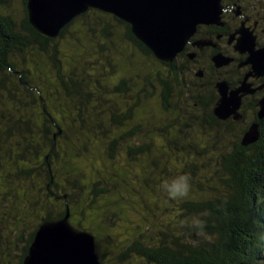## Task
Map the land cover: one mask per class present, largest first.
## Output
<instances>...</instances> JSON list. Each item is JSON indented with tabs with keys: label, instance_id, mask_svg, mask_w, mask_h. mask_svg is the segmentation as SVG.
<instances>
[{
	"label": "trees",
	"instance_id": "obj_1",
	"mask_svg": "<svg viewBox=\"0 0 264 264\" xmlns=\"http://www.w3.org/2000/svg\"><path fill=\"white\" fill-rule=\"evenodd\" d=\"M21 2L24 16L20 21L0 13V206L10 207L13 215L18 212L16 216L27 212L37 217L39 211L45 216H38L40 222L26 237V221L17 222V227L12 225L7 232L5 214H0V264H24L41 225L63 220L68 212L73 226L92 233L99 242L102 236L95 235L97 229L90 220L100 218L107 229L120 226V206L136 204L131 200V185L135 188L130 179L132 170H159L164 186L173 179L169 154L175 157L176 170L185 169L181 176L189 177L191 190L183 197H166L179 208L178 220L172 225L160 218L158 224L139 227L136 241L120 260L137 257L147 264H264V119L258 117L264 88L245 99L243 115L249 108L254 120L230 142L238 124L233 119L221 121L214 113L220 97L218 80L228 78L214 73L217 69L212 58L217 49L211 48L194 60L182 55L174 62H162L133 34L130 24L99 9H89L58 37L49 38L30 23L28 0ZM0 6L10 7V0H0ZM94 15L99 21L93 20ZM79 20L85 22L83 26ZM99 24L104 26L101 39L107 42V46L100 44V50L102 56L109 51L104 58L116 72L114 80L96 73L95 67L100 65L96 59L83 64L69 58L73 63L70 69L62 59L65 45H73V40L65 38L72 28L80 35L86 33L83 27L90 29L96 37ZM230 27H204L201 35H227L233 31ZM115 29L124 33L116 34ZM62 38L66 44L59 47ZM122 42L140 57H135L129 68H123L112 53ZM144 57L165 66L167 77L148 67L139 69ZM46 66L52 68L55 78L45 72ZM206 69L215 77L202 80L197 76ZM248 71L251 68L245 73L233 72V76L239 74L234 86L241 84ZM189 80L193 89H189ZM49 96L53 107L47 104ZM248 99L251 102L247 105ZM155 106L161 107L162 115L152 113ZM255 122L260 139L244 146L243 137ZM143 128L141 146L132 147L129 140ZM117 146L127 154L119 157ZM90 153L96 158L107 155L109 165L103 164L102 171L108 170L109 178L120 182L113 185L101 170H95V164L92 173L86 174L76 159ZM121 166L129 172L120 174ZM146 186L151 189L148 182ZM4 189L22 190L23 194H6ZM113 190L125 191L128 200L121 194L119 201L109 198ZM133 192L138 199H145Z\"/></svg>",
	"mask_w": 264,
	"mask_h": 264
},
{
	"label": "water",
	"instance_id": "obj_2",
	"mask_svg": "<svg viewBox=\"0 0 264 264\" xmlns=\"http://www.w3.org/2000/svg\"><path fill=\"white\" fill-rule=\"evenodd\" d=\"M225 0H28L30 23L42 35L56 38L74 19L89 9H99L116 16L132 26L133 34L162 62H174L185 51L201 26L225 27ZM236 16L242 10L237 7ZM246 19L232 34L237 41L235 51L248 54L247 74L241 86L232 88L227 82L217 84L220 95L214 113L221 121L237 118L247 96H255L250 78L264 77V45L247 27ZM200 49L216 47L210 39L194 42ZM194 59L196 56L191 54ZM212 61L217 69L229 66L233 59L220 52ZM202 73H199V77ZM259 119H264V96L259 102ZM260 139L259 124L253 123L243 137V145L250 146ZM24 264H102L96 253V238L70 223V213L60 221L44 223L36 233Z\"/></svg>",
	"mask_w": 264,
	"mask_h": 264
},
{
	"label": "rangeland",
	"instance_id": "obj_3",
	"mask_svg": "<svg viewBox=\"0 0 264 264\" xmlns=\"http://www.w3.org/2000/svg\"><path fill=\"white\" fill-rule=\"evenodd\" d=\"M235 1L236 0H225L224 4L225 5L233 4V3H236ZM239 1H240L239 3L244 4V0H239ZM246 1L249 2V6H247L246 8H248V10L250 11L249 12L250 14H253L254 12L258 11V8L264 7V0H246ZM10 4H11L10 7L0 6V13L4 14V15L9 14V15H11V17L14 20L20 21L22 19V17L24 16V10H23V6L21 5L22 4L21 0H10ZM237 11H238L237 7H233V10H230V12L227 13L228 14V16H227L228 21H231V20L234 21L233 17L236 16ZM94 16L95 17L93 18V20L99 21V16H97V15H94ZM78 23H80L82 25L85 22L83 20H79ZM102 27H104L103 24H99V26H98L99 30L95 34L96 37L94 36V34L91 33L90 29H86L83 27V30H85L86 33H83L80 35V33H76V31H74L72 28L70 30V33L67 34L65 38L66 39L69 38L68 39L69 41L73 40V41H71V44H73V45H71L70 47L65 45L66 41H65V39L62 38L58 42V46L60 47L62 45L61 43H63V46L65 45L67 47V50H64V48H63L65 55H63L62 59H63L65 65L67 66L68 69H70L69 65L73 64L70 62L69 58H72V62L73 61L74 62H81L83 64H89L91 61L96 59V61L98 63H100V65H97V67H95L96 73L100 74L102 72V74L103 73L105 75L107 74V76L109 77V80L110 79L114 80V79H116V72L111 71L112 69L110 68V65H108V61L105 60V58H104L105 53L109 52V51H106L104 53V55L102 56V51L100 50V44L107 46V42L105 40L101 39ZM115 27H116V25L111 28L112 31H113V28H115ZM115 31H116V34H123L124 33L122 30H116L115 29ZM71 36L76 37V39L78 41L75 38L71 39L72 38ZM79 39H80V41H79ZM116 40H118V39H116ZM121 41H124V40H121ZM120 51L126 53L130 57V60L125 59L124 53H122ZM112 53H113V55H115L117 60L122 62L123 68H129L132 60L133 61L135 60L134 59L135 57L137 58L136 60H139V58H140L138 55L135 56L130 45H128L127 43H124V42L121 43L120 48L117 47V50H114ZM112 53L110 55H112ZM66 56H68V57L66 58ZM142 62L143 63H141L139 65V69L148 67V69L153 71V73H155V74L156 73H161V74L163 73L162 76L167 77V68L165 66H162V65L154 62L153 60L148 61L146 59V57H144L142 59ZM44 69H45V72L51 78L56 77L55 73L52 71V68L50 66H46ZM72 70H74V69L72 68ZM108 70H110V71H108ZM221 70H222V68H221ZM234 72H236V71H234ZM214 73H215V75L217 74V72H214ZM193 75L189 76L191 80H195V78H197L196 75H194L195 78ZM117 76L119 78L123 77L121 75L119 76L118 74H117ZM197 76L199 77V74ZM211 80H213V79H211ZM219 82H221V81H219ZM191 83L192 82L189 80L188 81L189 89H193ZM111 85L112 84H110V86ZM41 86L44 87V89H45V86H43L42 84H41ZM137 88L138 87H136V89ZM248 97H253V96H247L246 98H248ZM187 98H189V97L185 96V99H187ZM245 99H244V101H245ZM246 102L248 105V103L251 102V100L248 99V100H246ZM47 104L50 105L51 107L54 106V101H53L52 97L49 96V98L47 99ZM243 105H244V102H243ZM154 108H155V111H152L153 114L162 115L160 113V111H161L160 106L159 107L155 106ZM242 109H243V107H242ZM242 109L239 111V115L237 118H232L233 120H235V122L238 125L236 126V131L231 135L230 142H234V140L236 139V136L242 135L241 131L244 128V126L247 123L252 122L254 120V118H253L254 112L252 110H250L249 108H246L245 113L243 115ZM55 112H56V115H60V111H55ZM240 120L243 121L242 125H239ZM140 130L141 129H139V131ZM143 133H144V128L142 129L141 134L138 133V135H136L135 137L130 139L128 144H130L132 147L141 146L139 139L144 140V138L142 136ZM228 135L229 134H227L226 136L228 137ZM147 141L149 144H151V142H149L150 139H147ZM147 141H145V142H147ZM65 147L66 146L64 145V149H65ZM116 152H118L120 154L119 157L127 154V152L125 151V149L122 146H120V147L117 146ZM95 155H96V153H95ZM95 155L93 156V154L90 153L89 155H86L85 158L76 159L78 162H81V164H79V165L82 167L84 172H86V174H88V175L91 174L93 171V168H92L93 164H95L94 168L97 171L98 170L102 171L101 166H103V164L106 166L109 165V162L105 160L106 159L105 157L107 155L101 154L102 155L101 158H98V157L96 158ZM167 158H169L173 163V166L171 167L173 179L177 176H181L182 171L185 169L182 167H180L177 170L175 169L176 160L172 154L167 155ZM161 166H162V164H161ZM142 168L138 167L137 171L132 170V173L130 174V179H131V182L135 186V188H134L131 185L133 190H136L137 192L141 193L145 199H142V198L138 199L137 195L132 190L131 193L135 197L132 196L131 200L134 199L136 201V204L132 203V205L131 204L128 205L126 203V204H124L125 206H123V207H122V205L120 206V210H121V214H122L121 221L118 223V225H120V226H117V228L112 227V228L107 229L106 225H104L102 223V220L100 218L94 219V217H93L90 220V221L94 222L93 226H94V228L97 229L95 232V235L98 234L99 236H102L100 238L99 242L96 241V253L99 255L100 259L102 256H104V258H105V260L101 261L102 264H147V262H144L137 257L131 259L128 262L127 261H121L122 260L121 258H123L121 256H123V254L127 251V248H130L131 245L133 246L134 242L136 241V238L140 233L138 228L148 226L150 224H152V225L156 224V223L158 224V221L160 220V218H164L166 222L171 223L172 225L175 224L178 220L177 214H178L179 208L176 205L174 206L170 200L166 199L167 196L168 197H170V196L168 195L167 191L164 189V186H161L162 183H160V181L162 178L158 175L159 173L157 172L159 170L152 168V170H151L152 172L150 173L147 170V167H142ZM145 170H147L150 174L149 173L144 174ZM119 171H120L119 172L120 174H125V173L129 172V171H127V169H125L122 166L120 167ZM102 173L105 177H107V176H108V178L110 177L108 170L107 171L103 170ZM135 174H137L139 176V178H137L138 180L135 178V176H134ZM109 181L113 185L117 184V182H120L119 179L117 180V179H110V178H109ZM146 182L149 183L151 189L155 191V194H153L151 192L152 191L151 189L147 188ZM165 182H167V181H165ZM168 182H170V181H168ZM38 189H39V185L37 186V190ZM190 191L191 190L188 189L187 193H189ZM4 192L6 194L10 193L11 195L15 193L14 194L15 196L23 194L22 190H21V192L18 190H16V191L9 190V192H8L7 189H4ZM120 194L123 195L128 200V196H127V194H125V191L119 192L117 190H115V191L113 190L112 194L109 198H112L115 201H117V200L119 201L120 200ZM8 198L10 200H12L13 197L8 196ZM105 200H108V198H106ZM143 200L145 201V203H143ZM9 209H10V207H6L5 205L2 207L0 206V214H2V215L5 214V216H3V217L6 218L5 219L6 220L5 225L7 226V232L10 231V229L12 228V225H14V227L15 226L17 227V222L19 223L20 221L24 220V222L26 221L27 225H28L25 227V229H27V231H24L25 233L23 234V236H26V234H27L26 237L30 236L31 233L28 234V232L31 231L34 227H36V225L40 222V219L38 218V216H42V217L45 216V213L42 211H39V214L37 217L31 216L30 214H27V212L24 214V216H21L20 214H18L16 216V214L18 212L17 213L14 212V215H13L9 211ZM167 209L169 211H167ZM26 210L27 209L25 208L23 213ZM98 212L101 213L102 209L98 210ZM95 215L98 216V214H95ZM12 216H14L16 219H13ZM20 217H21V219H20ZM156 228H159V227H155V229ZM150 235L154 236L155 234L151 233ZM150 235L147 234V236H150ZM124 242H126L125 245L123 244ZM123 248H125V249H123Z\"/></svg>",
	"mask_w": 264,
	"mask_h": 264
},
{
	"label": "flooded vegetation",
	"instance_id": "obj_4",
	"mask_svg": "<svg viewBox=\"0 0 264 264\" xmlns=\"http://www.w3.org/2000/svg\"><path fill=\"white\" fill-rule=\"evenodd\" d=\"M235 2L236 3L225 5L226 6V13L224 15V19L226 22V26L222 27V28H226L227 25L229 24L230 26H232L230 28H232L233 31H231L227 35L222 32L219 36L216 35V36L208 37V36H202L201 34H202V30L204 29V27H207V28H209V27L208 26H201L198 30V33L193 38L192 43L188 44L185 48V51H183L179 55V56H182V55L188 56L190 58L191 54H194L196 57H198V56L202 55L203 53L207 54L208 52H210L209 49L215 48V49H217L218 53L222 52L225 55L229 56V58L233 59L232 63L229 66L222 68V70L216 68L217 69L216 72L217 73L221 72L220 76L221 75H228V78L219 79L218 82L221 80L225 81L232 88H238L241 86V84L239 86H234V81H237V78H239V74L236 76H233L235 74L233 72L238 71V72L245 73L247 71V69L249 70L251 68L250 65L246 64L248 54L243 55V54H240L239 52H236L235 51V45H236L237 41L234 40L233 42H231L232 34L235 33L236 30L241 26V22L244 19L247 20L246 21L247 27H250L255 32V35L258 36V43L261 46L264 45V7H260V8H258V11L254 12L253 14H250L249 13L250 11L248 10V8H246L247 6H249L248 1L244 0V4L239 3L240 2L239 0H236ZM233 7L241 8L242 15H241V17L234 16L233 17L234 21H232V20L228 21V19H227L228 14L227 13H229L230 10H233ZM210 27H217V26H210ZM201 39L212 40L214 42V44L216 45V47H205L204 49L198 48V46L194 45V42L197 40H201ZM196 57L194 59H196ZM194 59H192V60H194ZM199 68L201 69V67H199ZM198 71H201V70H198ZM250 72L251 71H248L244 75V79L247 76V74ZM200 73H202V77H201L202 80L203 79L208 80L210 77H213V78L215 77L212 75V71L208 70V69H206V72L202 70V72H200ZM232 76H233V78H232ZM263 78L258 79V78L252 77V78H250L249 82L252 83L255 88H261L262 87V89H263L264 85L258 86ZM243 80H242V82H243Z\"/></svg>",
	"mask_w": 264,
	"mask_h": 264
},
{
	"label": "clouds",
	"instance_id": "obj_5",
	"mask_svg": "<svg viewBox=\"0 0 264 264\" xmlns=\"http://www.w3.org/2000/svg\"><path fill=\"white\" fill-rule=\"evenodd\" d=\"M164 189L172 198L183 197L187 195L189 189V177L177 176L170 182L164 184Z\"/></svg>",
	"mask_w": 264,
	"mask_h": 264
}]
</instances>
